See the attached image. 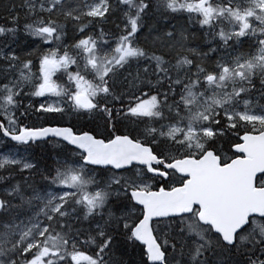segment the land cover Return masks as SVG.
I'll list each match as a JSON object with an SVG mask.
<instances>
[{
	"label": "snow or ice",
	"instance_id": "obj_1",
	"mask_svg": "<svg viewBox=\"0 0 264 264\" xmlns=\"http://www.w3.org/2000/svg\"><path fill=\"white\" fill-rule=\"evenodd\" d=\"M0 10V264H264V0Z\"/></svg>",
	"mask_w": 264,
	"mask_h": 264
},
{
	"label": "trees",
	"instance_id": "obj_2",
	"mask_svg": "<svg viewBox=\"0 0 264 264\" xmlns=\"http://www.w3.org/2000/svg\"><path fill=\"white\" fill-rule=\"evenodd\" d=\"M152 23L158 27H164L165 26V21L163 20H160L159 23L157 24L156 21H152ZM172 23H175L177 24V26H181L183 25V21H172ZM0 24H7L5 21H1ZM190 32H195L196 33V39L195 40H191V37H190V41L196 46L197 44H200L201 43V34L199 32H196V28L195 27H192L190 26L189 28ZM122 249V245H119ZM121 258L124 260L125 264H131L133 261H135L137 263L138 259L139 258H136V259H133L131 257V253L130 251L128 250V246L125 247L124 246V249H122V256ZM133 259V260H132Z\"/></svg>",
	"mask_w": 264,
	"mask_h": 264
},
{
	"label": "flooded vegetation",
	"instance_id": "obj_3",
	"mask_svg": "<svg viewBox=\"0 0 264 264\" xmlns=\"http://www.w3.org/2000/svg\"><path fill=\"white\" fill-rule=\"evenodd\" d=\"M31 151L34 153V155H37V158L46 160L48 159V157L54 155L56 147L52 144H44L41 146L34 147ZM119 245H122V249H124V246H128L123 242H121ZM128 250L130 251L131 257L133 259L139 258L138 251L136 249H133L132 247L128 246Z\"/></svg>",
	"mask_w": 264,
	"mask_h": 264
},
{
	"label": "rangeland",
	"instance_id": "obj_4",
	"mask_svg": "<svg viewBox=\"0 0 264 264\" xmlns=\"http://www.w3.org/2000/svg\"><path fill=\"white\" fill-rule=\"evenodd\" d=\"M4 2V0H0V3H3ZM15 2H19V0H15ZM17 11L18 12H21V14H22V11L23 10H21V9H17ZM4 15H6V13H4L2 10H0V17H3ZM5 21L6 23H7V21L6 20H4V19H0V22L1 21ZM26 39H29V38H26V37H24V35H23V33H20L19 34V43H23ZM190 46H192V47H195V45L191 42L190 43ZM31 155H33V156H35V157H37V155H34V153L31 151ZM117 254L121 257L122 256V249H121V247L120 246H118V252H117ZM131 264H137L135 261H133Z\"/></svg>",
	"mask_w": 264,
	"mask_h": 264
}]
</instances>
